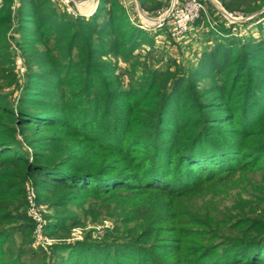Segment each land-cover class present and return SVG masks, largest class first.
Returning a JSON list of instances; mask_svg holds the SVG:
<instances>
[{"label": "trees", "instance_id": "16d2710c", "mask_svg": "<svg viewBox=\"0 0 264 264\" xmlns=\"http://www.w3.org/2000/svg\"><path fill=\"white\" fill-rule=\"evenodd\" d=\"M110 1L88 19L0 2L4 85L18 86L12 13L21 44H41L15 103L0 84V264H264V45L228 39L202 13L194 25L212 44L190 69L147 63L124 85L118 59L152 57L154 38ZM219 2L247 14L264 0ZM29 185L50 243L34 244ZM104 220L101 237L69 240Z\"/></svg>", "mask_w": 264, "mask_h": 264}, {"label": "rangeland", "instance_id": "374dc122", "mask_svg": "<svg viewBox=\"0 0 264 264\" xmlns=\"http://www.w3.org/2000/svg\"><path fill=\"white\" fill-rule=\"evenodd\" d=\"M112 1H110V3H112ZM118 1H121L120 3L124 7L129 20L132 23L146 29L149 37L154 38L153 47L149 45H143L142 47V49L144 50H148L151 47L154 51L152 57L138 58L130 61H124L121 58L118 59L119 70L122 73L121 79L123 80L124 85L132 83L136 79L135 74H139L141 70L140 68L144 65L147 66V63L154 65V67H165V62L174 61L177 65L174 67V69H177L178 67V70L180 72L186 71L190 69L193 64H195V55L197 51L205 49L206 46L208 47L212 44V35L210 34V32H208L207 34V31H204V33L202 34L201 31L205 29L203 27H201L202 29H200V27L198 28L196 25H194V23L191 25L188 33L180 38H172L168 31L170 22L163 23L162 26H160L158 21H156L155 23H148L145 21V18L150 20H158L159 18H161L163 13H165L166 10L170 7L172 0H146L145 3L147 6V10H144L141 7L140 0H138L139 9L136 0ZM45 2L49 3V5L57 13L63 15L64 17L76 18L81 16L85 19H88L91 15H93L99 5V0H73L71 4L72 6L76 7L78 11V14L74 16L67 12L66 7L62 5L60 0H45ZM212 2L219 8L224 9L219 0H212ZM204 4V15L207 22H209L212 27H215L217 28V30L221 31L224 35H226L227 38L233 36L241 41L252 39L253 42L262 43L264 45V10H262V8L264 7V2L258 4L260 6L258 10L247 14H233L224 9L229 15L233 16L234 18H238V20L229 18L228 15L218 10L215 5H213L209 0H205ZM104 7L108 8L110 7V5L106 4ZM11 15L13 16L10 28L12 31L8 32L6 39L11 47L10 50L12 52L13 62L10 67H13L14 71L16 72V76L18 78V86L15 85L14 87H12L13 84L10 86L4 85L8 81L7 77L5 76L6 72L0 73V84L4 85L3 90L5 92L6 90L11 89V87L12 89H14L13 95L12 97H9V99H11V101L15 103V99L18 98L21 93L20 87L26 77L25 75L28 69L26 60L28 56L32 54V50L35 48H40L41 44L34 42V47L28 46L26 44H21L27 39L26 37H29L28 32H22L24 29L18 26L15 13H12ZM25 25L32 26L34 25V22L28 20L27 22H25ZM210 25L209 27H211ZM29 39L30 41H32L31 38ZM106 59L112 58H109L107 56ZM4 67H9V64H0L1 69H4ZM16 137L18 140H22L20 135H16ZM32 189L34 190V188ZM29 190L33 194L35 193L31 189ZM35 201L36 195L33 199V202ZM45 212L46 211H44V208H42V217ZM110 228L111 226L108 220H104L99 224L88 222L83 227H77L73 229L72 232L75 234H72L69 240L80 241L85 237L86 232L88 231H91L97 237H101L104 231H107ZM32 235H34V233ZM43 240H41L42 242H40V240L35 239V246H38L37 243H40L39 245H43L45 243H50L51 241H53V239L45 237L44 230ZM225 258L223 260H225ZM231 258L232 257H229V259ZM208 261L212 262L214 261V259H207L205 260V263Z\"/></svg>", "mask_w": 264, "mask_h": 264}, {"label": "built area", "instance_id": "2783aa9c", "mask_svg": "<svg viewBox=\"0 0 264 264\" xmlns=\"http://www.w3.org/2000/svg\"><path fill=\"white\" fill-rule=\"evenodd\" d=\"M12 1L13 12L19 5V0ZM62 5L66 7V10L71 15H77L78 11L76 7L72 6L71 2L73 0H60ZM1 2V0H0ZM205 12V4L202 0H183L180 4L175 3L171 8H168L165 13H167V18L165 20L158 21L160 26L168 20L169 23V34L172 38H180L186 33H188L191 25ZM163 13V14H165ZM30 187V188H29ZM29 189L33 192L34 190L29 185ZM28 189L26 199H27V213L35 221L34 237L37 240H43V217H42V206L37 203V200L33 202L35 193L33 194ZM33 194V197H32ZM75 229V228H74ZM72 234H75L72 232ZM44 242V240H43Z\"/></svg>", "mask_w": 264, "mask_h": 264}, {"label": "water", "instance_id": "95a60500", "mask_svg": "<svg viewBox=\"0 0 264 264\" xmlns=\"http://www.w3.org/2000/svg\"><path fill=\"white\" fill-rule=\"evenodd\" d=\"M95 1H96V0H95ZM209 1H210L213 5H215V7H216L218 10H220L222 13L228 15L229 18H231V19H233V20H238V18H234L233 16L229 15L224 9L219 8L216 4H214V3L212 2V0H209ZM136 2H137V5H138V9H139L138 0H136ZM174 3H175V0H172V1H171V5H170L169 8H171V7L173 6ZM262 10H264V7L262 8ZM259 11H260V10H259ZM166 18H167V13L163 14V15L161 16V18H159L158 20H165Z\"/></svg>", "mask_w": 264, "mask_h": 264}, {"label": "bare ground", "instance_id": "6f19581e", "mask_svg": "<svg viewBox=\"0 0 264 264\" xmlns=\"http://www.w3.org/2000/svg\"><path fill=\"white\" fill-rule=\"evenodd\" d=\"M92 2V1H91ZM148 18V17H147ZM145 21L148 22V23H155L156 21H160V20H157V19H154V20H150V19H146L145 18Z\"/></svg>", "mask_w": 264, "mask_h": 264}]
</instances>
